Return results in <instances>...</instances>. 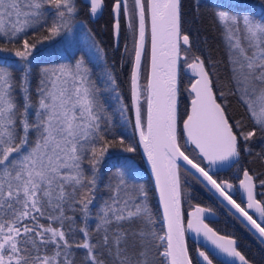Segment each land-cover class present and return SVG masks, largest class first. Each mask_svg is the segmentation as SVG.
Segmentation results:
<instances>
[{
    "label": "snow or ice",
    "instance_id": "1",
    "mask_svg": "<svg viewBox=\"0 0 264 264\" xmlns=\"http://www.w3.org/2000/svg\"><path fill=\"white\" fill-rule=\"evenodd\" d=\"M105 14L113 51L122 46L129 66L128 102L87 28ZM205 17L219 57L199 27ZM256 140L264 141V0H0V264H213L206 251L189 254L187 230L227 264H254L205 222L211 208L191 205L188 177L226 201L264 247V174L238 167L245 155L264 164ZM138 150L146 169L129 155ZM232 168L238 184L219 179Z\"/></svg>",
    "mask_w": 264,
    "mask_h": 264
},
{
    "label": "trees",
    "instance_id": "2",
    "mask_svg": "<svg viewBox=\"0 0 264 264\" xmlns=\"http://www.w3.org/2000/svg\"><path fill=\"white\" fill-rule=\"evenodd\" d=\"M187 2H188V5L190 7L191 0H187ZM102 21H103L102 23L105 24V28L103 31L100 28H98V26L97 27L92 26L88 21H86L87 28L91 29L92 33H94V35H95L96 40H98L100 42V44L107 51V53H108L107 59H108L109 63L113 66L115 73L118 77L119 83H120L121 95L124 97L125 102H128V98H129V83H128L129 66L126 63H123L121 61V55H122V49L121 48L113 51V42H112V38H111V24H110L109 20L105 19V17H104L102 19ZM199 27L202 30V34H206L209 38V45L208 46L211 49H213L212 55L214 57L221 56L223 54V47L220 44L218 37L215 36L213 34V32L211 31V25H210L207 17L204 18L203 23ZM122 63H123V66H122ZM92 68H93L94 74L99 76V74L102 73L104 70L103 61H98V62L94 63L92 65ZM189 99L190 98H187V96L184 99V105L185 106H188ZM108 103H109V111H114L115 101L109 100ZM231 107H232V111H233L234 115H236L237 117L243 115L242 109H240L238 106L232 105ZM253 148L255 149V151L259 152L262 148H264V141L256 140V142L253 144ZM129 155H134L135 161L139 165V167L141 169H145V166L143 164L139 150H138L137 154H129ZM238 167L246 168L250 171H255L258 174H264V164H261L258 160H254V159L248 157L247 155H245V157L243 158V160L241 162V165ZM181 171H183V170H181ZM218 175L220 176V178L222 180H228L230 182L237 181L241 178V175H239V173H238V168L229 169L226 173L218 174ZM258 178H264V175H259ZM144 179L146 181H149V187L153 189V185L151 183V180L148 176L147 171L145 172ZM188 181L191 184L190 191L192 192L193 197H194L190 202L191 205L198 204V205L204 206V203H207V201H208L207 196H209V195H207L208 193H207L206 189L202 185L193 181L191 177H188ZM261 191H264V190H262L258 185L257 192L259 193ZM151 196H152V203L154 205V208L159 210L154 189L151 192ZM259 198L260 197L258 196V199ZM189 208H191V207L189 206V203L186 201L184 203L185 211ZM233 220L235 223L229 222L228 226L231 227L233 230L236 228L239 229L241 227V225L237 221H235V219H233ZM212 228L214 230L220 232V229L223 227L213 224ZM233 232H235V231H233ZM228 233H230V232H228ZM243 240H244V243H248V245L249 244L257 245L258 248H252L251 251H253L254 254L258 253L257 256L259 258L264 259V247H262L260 245V243L252 235H250L248 233V239H246V237H243ZM188 248H189V254L191 256H194L192 251H191V247L188 246Z\"/></svg>",
    "mask_w": 264,
    "mask_h": 264
},
{
    "label": "flooded vegetation",
    "instance_id": "3",
    "mask_svg": "<svg viewBox=\"0 0 264 264\" xmlns=\"http://www.w3.org/2000/svg\"><path fill=\"white\" fill-rule=\"evenodd\" d=\"M104 17H105V19H108L110 24H111L110 16L108 14H105ZM102 19H98L95 22H91V21H88V22L92 26H96V27L98 26V28H100L103 31L105 28V24L102 23L103 22ZM111 38H112V32H111ZM112 42H113V40H112ZM122 43H123V41H122ZM121 49H122V46H121ZM226 172L218 173V174H224ZM219 179H221L220 176H219ZM238 181L239 180L234 181L232 183L236 184ZM206 191H207V189H206ZM207 193H208L207 195H209V196H207L206 194L205 195L207 196L208 201H207V203H204V206L198 205V204H193V206H201V207H205V208H211L214 211L215 217L211 220L206 219L205 222L208 223L210 227H212L213 224L223 227L220 229V232L217 231L218 234L226 235L228 237L237 239V246H238V249L242 252V254H244L248 259L253 261L254 264H264V259L259 258L257 256L258 253L254 254L253 251H251L252 248H258V246L254 245V244L248 245V243H244L243 237H246V239H248V233L250 235H252L248 231V229L237 218H235L227 209H225L224 206L219 201H217L208 191H207ZM233 198L237 199V202H241L240 201V195L238 194V192L234 194ZM242 206H243V204H242ZM193 208L194 207H191L185 211L186 212V221H187L188 212L190 210H192ZM250 214H253L254 218H256L254 213L250 212ZM233 219H235V221H237L241 225V227L239 229L236 228L233 230L231 227L228 226L229 222L235 223ZM232 230L235 232H233ZM228 232H230V233H228ZM187 245L189 247H191V251H192L194 256L197 255L198 251H205L202 247H200L196 244H193L189 241H187ZM210 258L213 259V264H224L211 255H210Z\"/></svg>",
    "mask_w": 264,
    "mask_h": 264
},
{
    "label": "water",
    "instance_id": "4",
    "mask_svg": "<svg viewBox=\"0 0 264 264\" xmlns=\"http://www.w3.org/2000/svg\"><path fill=\"white\" fill-rule=\"evenodd\" d=\"M91 22H95V21H91ZM113 40V39H112ZM122 53H123V48H122ZM190 104V99L188 101V105ZM141 151L142 150H139L140 152V155H141V158H142V161H143V164L145 166V169L147 168V165H146V162H145V159L143 157V155L141 154ZM229 169H223L221 170L219 173H223V172H226L228 171ZM148 173V176L151 180V174H150V170L147 171ZM242 179V176L241 178ZM239 181L236 183L238 184ZM154 189V187H153ZM154 192H155V196H156V199H157V204H158V208H159V202H158V191L154 189ZM211 194V193H210ZM238 194L240 195L241 197V194H242V190L241 192H238ZM212 195V194H211ZM217 201H219L221 203V200L222 198H218V196H215V195H212ZM222 204V203H221ZM224 206L225 209H227L235 218H237L247 229L248 231L252 234V236L259 242V238H258V234L255 233L254 230H250V226H246V221H243V218L242 217H239V214L238 213H235V210L234 209H231V206L230 205H227V202H223L222 204ZM201 207V206H200ZM194 208L192 210H190L187 214V220L191 219V216H190V213L191 211H193ZM215 217V215L213 216H206L205 220H211ZM186 242L189 241L193 244H196L200 247H202L201 245H203V249L208 252V254H210L211 256H213L214 258H216L217 260L221 261L222 263L224 264H227L228 261H230L232 258L230 257H226L224 256V254L222 253H219V250L215 249L213 245H211L210 242L206 241L205 238L203 236H200V237H197L195 233H193L191 230H187L186 231ZM260 243V242H259Z\"/></svg>",
    "mask_w": 264,
    "mask_h": 264
},
{
    "label": "rangeland",
    "instance_id": "5",
    "mask_svg": "<svg viewBox=\"0 0 264 264\" xmlns=\"http://www.w3.org/2000/svg\"><path fill=\"white\" fill-rule=\"evenodd\" d=\"M78 38L82 41L83 40L82 34Z\"/></svg>",
    "mask_w": 264,
    "mask_h": 264
}]
</instances>
